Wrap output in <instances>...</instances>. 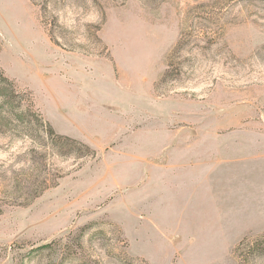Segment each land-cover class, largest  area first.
Returning a JSON list of instances; mask_svg holds the SVG:
<instances>
[{
    "label": "rangeland",
    "instance_id": "1",
    "mask_svg": "<svg viewBox=\"0 0 264 264\" xmlns=\"http://www.w3.org/2000/svg\"><path fill=\"white\" fill-rule=\"evenodd\" d=\"M0 69V264H264V0H0Z\"/></svg>",
    "mask_w": 264,
    "mask_h": 264
},
{
    "label": "trees",
    "instance_id": "2",
    "mask_svg": "<svg viewBox=\"0 0 264 264\" xmlns=\"http://www.w3.org/2000/svg\"><path fill=\"white\" fill-rule=\"evenodd\" d=\"M0 75L4 78V80H10L9 77H7L3 70L0 69ZM29 105H28V109L29 110H34L37 114V116L39 117V121L42 125V127L45 129V132L47 133V135L49 136H61V137H65L66 139L70 140L71 142H80L78 141L77 139L75 138H72V137H69L67 135H63V134H59L55 131V129L53 128V126L51 125V123L44 119L43 116H42V113L39 112L35 106V103H34V100L32 97H29ZM20 103H23L22 101H20ZM81 144H85L86 143H82L81 141ZM88 146V145H87ZM248 236L245 235L242 237V239L240 240V246L237 248V250H239V248L241 247V245L245 244V241L248 240ZM256 246L255 247H250L249 250H246L244 253H241L243 254L244 256L248 257L250 254H264V232L256 239Z\"/></svg>",
    "mask_w": 264,
    "mask_h": 264
}]
</instances>
